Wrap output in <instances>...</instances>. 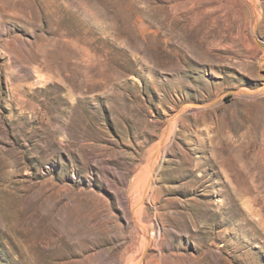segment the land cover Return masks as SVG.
Returning <instances> with one entry per match:
<instances>
[{"label": "rangeland", "instance_id": "1", "mask_svg": "<svg viewBox=\"0 0 264 264\" xmlns=\"http://www.w3.org/2000/svg\"><path fill=\"white\" fill-rule=\"evenodd\" d=\"M254 1L0 0V264H264Z\"/></svg>", "mask_w": 264, "mask_h": 264}, {"label": "bare ground", "instance_id": "2", "mask_svg": "<svg viewBox=\"0 0 264 264\" xmlns=\"http://www.w3.org/2000/svg\"><path fill=\"white\" fill-rule=\"evenodd\" d=\"M257 4L255 3V1L254 0H251V2L249 3V6H250V9H251V12L253 13V14H255V15H257V13H258V10H257V6H256ZM197 106V105H196ZM179 114L180 113H178V115L177 116H179ZM177 116L175 117V119L177 118ZM170 133H171V131H169ZM169 132H168V134H167V136L162 140V143H161V145H162V147L161 148H159L156 152H155V154L153 155V156H151L150 158V161H149V173H148V175H147V177H146V180H144L145 182H144V185H143V191H142V193L143 194H141V195H149L150 194V192H151V185H152V183H153V176H154V174H155V171H156V162H157V158H158V156H160L159 155V153H160V151L162 150H164V148H165V145L167 144V140H168V138H169ZM164 152V151H163ZM162 156V155H161ZM158 163V162H157ZM143 175V174H142ZM135 221V220H134ZM143 232V231H142ZM143 235V234H142ZM146 235V234H145ZM146 240H147V242H148V239H147V235H146ZM141 247V246H140ZM142 247H143V245H142ZM142 250H143V248H142ZM145 251V250H144ZM141 255L140 256H142L143 255V253H140Z\"/></svg>", "mask_w": 264, "mask_h": 264}]
</instances>
